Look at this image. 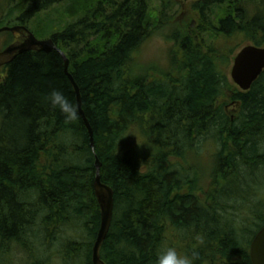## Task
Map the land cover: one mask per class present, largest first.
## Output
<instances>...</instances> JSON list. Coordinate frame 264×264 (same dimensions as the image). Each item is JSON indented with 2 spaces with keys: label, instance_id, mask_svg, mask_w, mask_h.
<instances>
[{
  "label": "trees",
  "instance_id": "1",
  "mask_svg": "<svg viewBox=\"0 0 264 264\" xmlns=\"http://www.w3.org/2000/svg\"><path fill=\"white\" fill-rule=\"evenodd\" d=\"M63 1L1 0L0 26L26 25L65 54L94 148L79 114L68 121L46 99L58 89L77 106L60 54L29 51L0 67V264H91L100 223L96 159L114 191L105 264H156L167 246L197 252L196 264H251L264 203H242L233 191L240 186L224 183L264 173V71L248 91L230 85L228 57L203 46L205 30L195 23L171 33L168 69L140 70L149 0H67L73 21L62 30L37 18ZM222 4L233 11L213 31L235 42L233 50L264 47V0H202L201 21ZM137 131L155 154L134 145ZM204 143L210 166L200 170Z\"/></svg>",
  "mask_w": 264,
  "mask_h": 264
},
{
  "label": "rangeland",
  "instance_id": "2",
  "mask_svg": "<svg viewBox=\"0 0 264 264\" xmlns=\"http://www.w3.org/2000/svg\"><path fill=\"white\" fill-rule=\"evenodd\" d=\"M201 4H202V0H194V1L149 0V15H150V20L152 21L151 28L149 29L150 37L148 40L143 42V44L139 48L138 53L135 56L136 66L138 64L140 70L143 69L147 71L149 69V71H152L153 73L155 71L156 73H158L159 71H164L168 69L169 68L168 56L171 48H173V40L170 41L171 38H169L171 33L174 32L176 29L180 30L184 26H188L191 25L192 23H195V25L198 24L200 28L205 30V33L203 34V39H204L203 46L211 47L212 49L216 50L218 54L228 57L229 66L228 68L225 69L226 76L228 78V81L230 82V85L238 88L236 85L233 84L230 78V69L233 64V58L240 49L250 44H245L242 47L233 50L235 42L232 41L230 43H226L223 37H221V35L216 34L214 32L215 31L214 26L217 25L218 20L223 19L226 16H229L231 14V11H233V9L230 8L229 4L216 5L208 8L206 10V14L204 15L205 18L202 19V21L200 18L201 17L200 11H198V7ZM69 5L70 4L68 3V1L64 0L62 3L52 6L48 11L42 13L37 18H40L41 19L40 21L43 20H48L49 22L54 21L53 22L54 29L62 30L73 21L71 16H68L66 12L67 8L70 7ZM250 5L254 6L255 4L251 3L249 4V6ZM162 10H163V15H161ZM6 12L7 10L0 4V20L2 19L3 16L6 15ZM47 38L50 37L47 36L41 39H47ZM135 68L137 69V67ZM225 101H227V103H225L226 105L224 104L226 107L227 115L231 117V120L236 119L238 109L233 107L228 100ZM133 143L136 146H144L143 154H146V156L156 153V149H153L152 151L148 149L149 147L148 139L144 133H140L137 131L136 134L134 135ZM201 149H199L200 151L198 152L200 156V158H198L199 159L198 165L199 167L203 165V167H201L200 170L203 169L205 170L206 164L210 166L211 151L209 145H205V143L202 145ZM205 178L203 179L204 183L201 192H204L206 190L205 185L207 184V181ZM239 180H240V184L242 182L245 183L244 187L241 186L240 184H237L234 178H227L226 181L228 182L224 183V188L225 187L229 188L230 187L229 183L235 186L237 185L238 187L240 186L243 191H239L240 187L238 190L234 188L233 191H235L239 197L245 198V200L242 203H256L257 201L264 203V173H255L254 177L253 174H247L243 177V179H239ZM253 183H257V184L256 187L251 190L250 186ZM222 186L223 184H221L220 187H217L216 192L221 190ZM254 190H256V194L258 196L255 194V192H253ZM14 252L15 251L12 250L13 255ZM17 253L18 256L21 257H23L24 255V253H22L21 251H18ZM13 259L16 262L17 259L16 260L15 258Z\"/></svg>",
  "mask_w": 264,
  "mask_h": 264
},
{
  "label": "water",
  "instance_id": "3",
  "mask_svg": "<svg viewBox=\"0 0 264 264\" xmlns=\"http://www.w3.org/2000/svg\"><path fill=\"white\" fill-rule=\"evenodd\" d=\"M180 1H194V0H180ZM11 33L25 35V40L21 44H12L5 50L0 51V67L9 64L16 56L29 52H43L49 53L56 51L63 59V72L68 77L76 96L77 109L80 118L87 129L89 136L90 147L93 149V131L86 119L82 110V101L79 88L74 82L69 73V60L62 51H60L51 38L37 39L35 36L23 25L2 26L1 33ZM264 71V47H257L255 45H246L238 51L233 58V64L230 69V78L234 85L241 91H248L253 83L260 77ZM100 163L96 159L95 169L96 175L93 183L94 196L96 198L100 223L96 234L95 241L92 246L91 264H105L100 257V249L107 237L111 227L113 212H114V191L111 187L105 185L100 180L99 175ZM249 257L251 264H264V226L254 235L249 246Z\"/></svg>",
  "mask_w": 264,
  "mask_h": 264
},
{
  "label": "clouds",
  "instance_id": "4",
  "mask_svg": "<svg viewBox=\"0 0 264 264\" xmlns=\"http://www.w3.org/2000/svg\"><path fill=\"white\" fill-rule=\"evenodd\" d=\"M53 108L59 109L66 120L74 121L78 118L77 106L60 90H52L46 98ZM198 253L191 254L181 251L175 246L164 247L156 258V264H196Z\"/></svg>",
  "mask_w": 264,
  "mask_h": 264
},
{
  "label": "flooded vegetation",
  "instance_id": "5",
  "mask_svg": "<svg viewBox=\"0 0 264 264\" xmlns=\"http://www.w3.org/2000/svg\"><path fill=\"white\" fill-rule=\"evenodd\" d=\"M14 25H23V24L17 23V24H13L11 26H14ZM23 26H25L35 36V38H37L39 40L41 39L32 30H30L28 28V26H26V25H23ZM6 34H10V37L8 38V36H5ZM24 40H25L24 34L19 35V34L7 33V32L1 33L0 34V51L5 50L8 46H10L12 44H21L24 42Z\"/></svg>",
  "mask_w": 264,
  "mask_h": 264
},
{
  "label": "bare ground",
  "instance_id": "6",
  "mask_svg": "<svg viewBox=\"0 0 264 264\" xmlns=\"http://www.w3.org/2000/svg\"><path fill=\"white\" fill-rule=\"evenodd\" d=\"M68 78V77H67ZM69 80V79H68ZM77 103V102H76ZM83 121V120H82ZM85 126V125H84ZM86 128V127H85ZM87 130V129H86ZM89 137V136H88ZM90 142V141H89ZM91 148V147H90ZM94 148V147H93ZM92 149V148H91ZM226 200V199H225ZM91 253H92V249H91Z\"/></svg>",
  "mask_w": 264,
  "mask_h": 264
}]
</instances>
